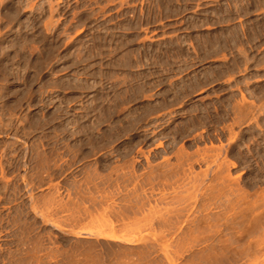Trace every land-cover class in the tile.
I'll return each mask as SVG.
<instances>
[{"label":"rangeland","instance_id":"374dc122","mask_svg":"<svg viewBox=\"0 0 264 264\" xmlns=\"http://www.w3.org/2000/svg\"><path fill=\"white\" fill-rule=\"evenodd\" d=\"M262 193L264 0H0V264H264Z\"/></svg>","mask_w":264,"mask_h":264},{"label":"bare ground","instance_id":"6f19581e","mask_svg":"<svg viewBox=\"0 0 264 264\" xmlns=\"http://www.w3.org/2000/svg\"><path fill=\"white\" fill-rule=\"evenodd\" d=\"M244 96V95H243ZM253 103V102H252ZM234 164V163H233ZM243 194V193H242ZM262 194H264V193H262ZM259 199V198H258ZM251 202V201H250ZM252 209V208H251ZM248 215V214H247ZM258 217V216H257ZM258 222V221H257ZM253 223V222H252ZM261 224V223H260ZM245 226H247V224L245 225ZM255 226V225H254ZM249 229H250V227H249ZM256 231V230H255ZM243 234H245V233H243ZM244 237V236H243ZM241 238V237H240ZM241 239H243V238H241ZM263 240V239H262ZM223 241V240H222ZM259 241V240H258ZM234 242V241H233ZM252 242V241H251ZM220 244V243H219ZM222 245V244H221ZM220 245V246H221ZM254 246V245H253ZM223 247V246H222ZM248 249V248H247Z\"/></svg>","mask_w":264,"mask_h":264}]
</instances>
